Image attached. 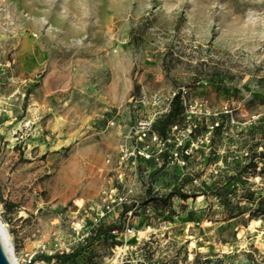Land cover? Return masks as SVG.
<instances>
[{
    "label": "rangeland",
    "instance_id": "1",
    "mask_svg": "<svg viewBox=\"0 0 264 264\" xmlns=\"http://www.w3.org/2000/svg\"><path fill=\"white\" fill-rule=\"evenodd\" d=\"M178 92L154 157L120 167ZM263 152L264 0H0V218L22 264H264ZM132 183L141 235H98L125 227L126 206L97 216Z\"/></svg>",
    "mask_w": 264,
    "mask_h": 264
},
{
    "label": "built area",
    "instance_id": "2",
    "mask_svg": "<svg viewBox=\"0 0 264 264\" xmlns=\"http://www.w3.org/2000/svg\"><path fill=\"white\" fill-rule=\"evenodd\" d=\"M176 93L174 94V96ZM116 122L113 118L109 120V125H114ZM157 123V117H151L146 119H140L136 122V124L132 127V129L129 132V136L127 137V141L122 143L120 148V158H119V166L122 167L124 164H127L128 161H132L134 164L138 163L140 159H150L154 157L153 150L151 149V143H157V142H163L164 136L157 131L155 128V125ZM216 127H219L221 125L220 122H216ZM131 141H135L134 144H131ZM123 174L119 175V179H121V182H123ZM128 190L126 193H123L121 195H118L114 197V194L111 192L109 194V201H107V204L105 208L101 211L100 214L97 216L98 223H101L102 220L107 216V214L114 212L116 205L118 206H126L125 210V219H126V225L123 229H115L111 231L113 236H122L125 235L126 237L128 235L137 237V235H141V232L139 230H136L132 226V218L135 215V212L138 209H143V207H139L140 201L137 198H134L133 192L135 183H132L128 185ZM150 239V238H148ZM150 241V240H148ZM134 244L137 245V249L135 250L138 254V252H143L145 249V246H148L152 244V242H143V238H139L138 241L134 242ZM126 250L124 251L125 254L131 249V247L134 248L133 242L129 243V245H126ZM140 248V251H139ZM131 251V250H130ZM35 254H31L30 252H26L24 254L23 262L24 264H35ZM141 257H144L143 260L140 259L137 264H149V258L147 255L143 254ZM127 261L124 264H128ZM123 264V263H122ZM132 264V263H130Z\"/></svg>",
    "mask_w": 264,
    "mask_h": 264
},
{
    "label": "trees",
    "instance_id": "3",
    "mask_svg": "<svg viewBox=\"0 0 264 264\" xmlns=\"http://www.w3.org/2000/svg\"><path fill=\"white\" fill-rule=\"evenodd\" d=\"M181 105H182V92H178L176 93V95L173 97L172 100V104H171V109L169 111L168 114H166V116L164 118H162L160 121L163 120V124H162V128L159 130V132L164 135V133L166 132V128L168 127V125L172 124L176 118L181 114ZM165 119V121H164ZM160 121L156 123L155 128H158V125L160 124ZM222 127V125L219 126V128H216L217 130H220ZM264 156V152L261 154ZM185 198H188L189 196L185 195ZM117 228L112 227L109 230H104V226L101 225L98 228V235H102L104 233H107L109 231H113Z\"/></svg>",
    "mask_w": 264,
    "mask_h": 264
},
{
    "label": "bare ground",
    "instance_id": "4",
    "mask_svg": "<svg viewBox=\"0 0 264 264\" xmlns=\"http://www.w3.org/2000/svg\"><path fill=\"white\" fill-rule=\"evenodd\" d=\"M0 233L2 234L6 249L9 251V255L12 259V262L14 264H22L16 254L14 240L10 233L9 225L7 223L2 222L1 218H0Z\"/></svg>",
    "mask_w": 264,
    "mask_h": 264
},
{
    "label": "water",
    "instance_id": "5",
    "mask_svg": "<svg viewBox=\"0 0 264 264\" xmlns=\"http://www.w3.org/2000/svg\"><path fill=\"white\" fill-rule=\"evenodd\" d=\"M0 264H14L9 255V251L6 249L4 239L0 233Z\"/></svg>",
    "mask_w": 264,
    "mask_h": 264
}]
</instances>
